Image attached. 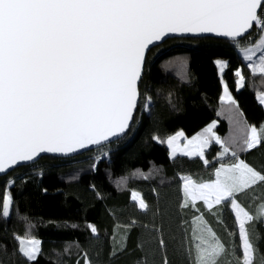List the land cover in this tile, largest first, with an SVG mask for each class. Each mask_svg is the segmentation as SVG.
<instances>
[{
	"label": "snow or ice",
	"instance_id": "obj_1",
	"mask_svg": "<svg viewBox=\"0 0 264 264\" xmlns=\"http://www.w3.org/2000/svg\"><path fill=\"white\" fill-rule=\"evenodd\" d=\"M169 36L203 37L227 45L240 62L232 73L237 91L245 87L244 68L253 77L264 76V0H0V176L43 154L70 155L126 134L136 119L147 53ZM212 55L223 90L219 99L234 105L242 117L224 80L230 60ZM255 95L264 107V91ZM143 107L150 109L151 97H144ZM230 123L235 131L223 137L215 120L190 139L183 131L166 141L152 137L167 144L170 159L178 154L198 158L205 167L212 163L207 150L218 146L213 157L218 166L209 179L178 175V208L192 213L181 221L186 264H220L227 247L207 216L224 224L225 208L234 220L230 234L239 241L235 264H264V249L259 247L264 195L252 213L237 199L264 186V168L241 157L264 146V122L258 127L247 121L241 127L239 119ZM107 155L105 151L94 159L98 163ZM14 185L12 177L0 181V220L5 223L12 215ZM130 200L148 211L138 192L133 190ZM248 223L256 230L255 242ZM88 227L97 233L94 225ZM31 228L26 224L24 235L13 232V254L25 264H38L42 241ZM159 246L166 242L161 239ZM83 260L91 264L86 254Z\"/></svg>",
	"mask_w": 264,
	"mask_h": 264
},
{
	"label": "trees",
	"instance_id": "obj_2",
	"mask_svg": "<svg viewBox=\"0 0 264 264\" xmlns=\"http://www.w3.org/2000/svg\"><path fill=\"white\" fill-rule=\"evenodd\" d=\"M161 47L164 49L156 54ZM213 53L230 60L224 80L242 117L234 111V105L222 104L219 99L223 90L212 63ZM239 64L227 45L212 39H172L151 49L140 82L141 101L134 124L122 139L108 146L107 156L98 163L93 151L69 160L48 156L0 178L15 180L11 218L6 223L0 220V264H25L13 254L12 234L24 235L26 224L32 225L31 234L42 241L38 264H84L85 254L91 264H163L165 258L168 264H186L185 227L181 221L190 219L192 213L178 208V175H190L197 181L209 179L218 166L213 159L218 146L207 150L212 163L205 167L198 158L177 155L170 159L166 143L152 137L166 140L177 131L191 137L214 120L218 121L217 133L223 137L235 131L232 119H239L241 127L244 121L257 127L264 122V107L257 103L255 95L258 90L264 91V76L253 77L244 68L245 87L237 91L232 73ZM145 96L151 97L147 111L143 107ZM146 128L153 131L149 147L126 170L123 157ZM241 157L258 169L264 168V146L242 153ZM133 190L148 203L147 212L140 211L130 200ZM60 191L65 210L76 215L71 220L56 219V212L45 211L44 195ZM261 195L264 186L240 194L237 199L252 213ZM50 203L59 210V201L50 199ZM207 219L227 247L220 264H235L239 241L237 235L230 234L235 231L230 213L225 208L224 224L217 223V217L211 215ZM133 220L137 222L135 226L125 227ZM90 224L97 229L95 235ZM247 227L255 242L253 224ZM259 232L264 237V225ZM161 239L166 242L163 248L159 246ZM259 247L264 249V238Z\"/></svg>",
	"mask_w": 264,
	"mask_h": 264
},
{
	"label": "rangeland",
	"instance_id": "obj_3",
	"mask_svg": "<svg viewBox=\"0 0 264 264\" xmlns=\"http://www.w3.org/2000/svg\"><path fill=\"white\" fill-rule=\"evenodd\" d=\"M164 48L161 47L156 51V54L161 53V51ZM227 102V101H225ZM132 128V127H131ZM153 135V131L151 130V128H146L143 132V135L140 137V139L137 141V143L133 146V149H131L124 157H123V162L125 164V169L129 170L131 163L136 160L139 159L141 157V152L146 150L149 147V139L150 137H152ZM186 137V136H185ZM192 137V136H191ZM191 137H187L188 139H190ZM155 141V140H154ZM166 141V140H165ZM181 146H183L184 140L182 139L180 141ZM167 146V144H166ZM168 148V146H167ZM110 149V147L105 146V147H101L99 149L93 150V155H100L103 152H107ZM168 152H169V148H168ZM179 155V154H178ZM38 162V161H37ZM34 165V164H33ZM50 199L55 200V201H59V210L57 207V210L53 209L51 207V203H50ZM44 208L45 211L50 212V210L56 212V214H58L57 217H55L56 219H66V220H71L72 218H74L76 215H70L67 213V211L64 208V199H63V192L60 191L58 193H49V194H45L44 195ZM62 202V209L60 210V203Z\"/></svg>",
	"mask_w": 264,
	"mask_h": 264
},
{
	"label": "water",
	"instance_id": "obj_4",
	"mask_svg": "<svg viewBox=\"0 0 264 264\" xmlns=\"http://www.w3.org/2000/svg\"><path fill=\"white\" fill-rule=\"evenodd\" d=\"M172 39H178V40H182V39H192V40H193V39H204V38H203V37H194V36H169V37H168L167 39H165L163 42H161V43H157V44L151 46V49L156 48V47H160L164 42L169 41V40H172ZM150 51H151V50H150ZM150 51H149V52H150ZM149 52H148V53H149ZM148 53H147V54H148ZM144 68H145V67H144ZM140 101H141V99H140ZM139 104H140V103H139ZM136 112H137V111H136ZM133 124H134V121H133V123H132V126H133ZM132 126H131V127H132ZM130 129H131V128H130ZM130 129H129V130H130ZM129 130H128V131H129ZM128 131H127V133H128ZM127 133H126V134H127ZM126 134H124V135H122V136H120V137H118V138H114V139H112L110 142L105 143L103 146H93L90 150H81V151L78 152V153H74V154H70V155L43 154V155H41L40 158L36 159L35 161L30 162V163H27V164H22L21 166H19V167H17V168L27 167L28 165L36 164L37 161H39L40 159H42V158H44V157H48V156L53 157V158H56V159H59V158H60V159H66V160H69L70 158L80 157V155H82V154H84V153L91 152V151L96 150V149H99V148H101V147L109 146V145H111L113 142H116V141L122 139V137H124ZM17 168H15L14 170L10 171L8 174H10V173L16 171ZM3 177H6V176H0V178H3Z\"/></svg>",
	"mask_w": 264,
	"mask_h": 264
},
{
	"label": "crops",
	"instance_id": "obj_5",
	"mask_svg": "<svg viewBox=\"0 0 264 264\" xmlns=\"http://www.w3.org/2000/svg\"><path fill=\"white\" fill-rule=\"evenodd\" d=\"M228 103V102H227Z\"/></svg>",
	"mask_w": 264,
	"mask_h": 264
}]
</instances>
